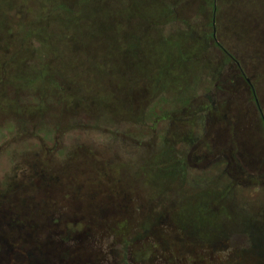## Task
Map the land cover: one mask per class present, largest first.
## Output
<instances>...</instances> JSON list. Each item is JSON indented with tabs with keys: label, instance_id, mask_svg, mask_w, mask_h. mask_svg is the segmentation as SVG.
<instances>
[{
	"label": "rangeland",
	"instance_id": "rangeland-1",
	"mask_svg": "<svg viewBox=\"0 0 264 264\" xmlns=\"http://www.w3.org/2000/svg\"><path fill=\"white\" fill-rule=\"evenodd\" d=\"M39 2L0 0V264H226L237 246L230 245L219 252L206 247L181 252L165 250L150 237L121 251L127 234L126 220L135 222L137 210L131 208L126 216L119 217L112 208L110 215H101L100 221H96L87 218L86 207L71 206L62 195V187L56 188L49 204L40 202L42 197L35 199L39 194L30 191L31 178L41 166L48 169L52 163L63 170L66 180L68 172L84 169L85 161H99L103 157L123 162L113 164V169L126 177L133 164L148 152H155L158 160H166L157 134L168 130L170 138L165 145L178 155L189 149L185 139L198 140L190 154L205 159L191 169L226 159L223 169L229 172L232 167H240L248 176L246 179L245 174L240 181L246 188L236 194L239 209L230 210L212 184L211 176L220 181L221 173V177L211 170L191 173L188 184L173 187L178 203L171 220L209 226L215 232L232 215L235 222L253 225L257 212L264 209V125L250 91H255L264 116V0H216L222 13L219 26L214 29L216 40L234 61L223 66L219 50L208 48L205 58L219 75L213 81L198 59L203 46L200 39L213 31V26H208L212 10L205 7L204 0H184L183 10L178 13L188 21L187 29L196 30L188 36L179 23L148 28L143 33L145 27L137 22L140 15L152 21L165 16L166 6L160 0H132L128 5L129 0H104L99 17L110 21L109 24L88 29L95 38L88 60L94 59L96 64L88 66L85 72H77L76 79L68 75L71 87L65 95L69 106L88 109L93 119L115 121L98 124V128L88 125H94V121L79 110L63 106L62 95L56 102L50 100L56 95V71L46 69L41 78L36 75L35 55L46 63L51 48V43L41 42V37L36 40L30 31L37 22ZM55 15L58 16L54 13L52 18ZM61 17L65 23L60 21L55 26L73 25L67 17ZM191 38L199 41L191 42ZM137 45L142 60L132 55ZM137 79H142L141 88L149 94L166 90L168 93L161 96L172 104L202 87L210 88L219 104L209 110L207 97L197 90L187 107L172 114L170 119L174 121H156L152 139L137 149L123 134L135 123L128 122L127 111L134 107L128 98L137 88L133 84ZM194 79L196 82L191 84ZM159 94L149 96L147 104L159 98ZM135 112L138 115V110ZM107 115L112 119H106ZM131 152L130 160L127 156ZM150 171L148 167L144 169L143 182L134 185L142 195L158 193L150 183L155 180ZM152 183L159 187V182ZM97 191L98 182L94 181L90 192ZM211 204L217 205L215 215L206 210Z\"/></svg>",
	"mask_w": 264,
	"mask_h": 264
},
{
	"label": "trees",
	"instance_id": "trees-1",
	"mask_svg": "<svg viewBox=\"0 0 264 264\" xmlns=\"http://www.w3.org/2000/svg\"><path fill=\"white\" fill-rule=\"evenodd\" d=\"M204 1L206 2L205 7H210L213 15L208 26H219L218 19L222 14L219 8L220 6L217 5L216 0ZM130 2H132V0H129L127 5ZM161 2L166 6L163 19L153 21L151 19L145 20L142 18V15H140L139 21L137 20L138 24L145 27L143 33H146L148 28L159 29L162 28L164 24H171V26H173L177 23L183 26L181 31L184 32L186 36L196 31L192 28L187 29L189 27L188 21L185 18H180L178 14L183 10L184 0H160V3ZM103 3L104 0H40V11L37 15V22L34 24L35 27H31L32 29L30 30L36 40H39L41 37V42L48 45L51 43L48 46L49 48L51 47L48 50L49 52L46 50L49 54V56L46 57L48 61L45 63V60L38 57V54L35 55L36 57L34 58L37 59L38 62L34 63L33 61L38 78L42 77V73L46 69H53L57 72V76L53 75L54 94L56 95L51 96L50 100L56 102V99L58 100L62 95V105L73 108L74 110H79L83 115L90 117V119L94 121V125H91L90 122L88 125L94 128H98V124L106 125L114 120L109 115L104 117L112 120L100 121L99 119H93V116L88 114L90 113L88 109L81 110L78 108V105L69 106L65 99V95L71 87L68 82V75L76 79L77 72L80 73L81 70L85 72L88 66L92 68L96 64L94 59L88 60L89 56L92 57V48L95 41L94 36L91 34L89 35L88 29H101L104 27L102 24H109L110 21L99 17L102 11L99 7L100 5L102 6ZM119 4L124 5L121 2H119ZM205 7L202 5V8ZM54 13H57L58 16L55 15V18H52ZM61 15L67 17L73 25L55 26L56 23L59 24L60 21L65 23L66 20L62 19ZM86 24L89 26L83 27ZM97 25L99 26L96 27ZM153 25L155 26L152 27ZM166 37L167 36L162 38L166 39ZM204 37L201 38L200 41L199 39L191 38V42L203 41L198 59L202 62L205 71L210 76L209 78L213 81L216 77H219V75L218 72H214V68L212 69L209 60L205 58L207 49L212 47L219 50L223 56L221 63L223 66L230 63L231 60L234 61V59L227 51L221 48L219 42L216 40V35H213V31L206 34ZM211 38L213 39V43L209 42ZM53 44L55 45L52 47L51 45ZM58 47H60V50H57ZM124 54L125 53H123V55ZM132 55L134 58L136 57L137 60H142V53L138 45L134 48ZM184 60L186 62L191 61L187 58H184ZM35 64H37V66ZM121 69L124 71L123 68H120V70ZM139 80L142 79H137V81L133 83L137 88L128 98V102L134 106L128 108L127 112H129L130 115L128 122L135 123L131 125L132 127H128L126 131H122L125 136L124 138L129 143L131 142V145H136L137 149L140 145L152 139L154 123L156 121L160 119H170L172 114L178 113L183 108L187 107L191 98L197 93V90H202L203 95L207 97L206 107L209 110L218 107V101L216 102V98L212 96L213 93H210L211 90L208 87L195 89L186 99H180L181 101L179 102L178 100L177 104H172L171 101H168V98L161 96V93L162 95L168 93L166 90L161 89L157 93L149 94L147 90L141 88L144 82ZM195 82L196 79H194L191 84ZM217 89L220 90L219 88ZM250 91L258 106L257 108L260 111L262 124L264 125V116L258 104V99L255 96V91L253 88ZM158 93H160L159 98L156 97L154 101L147 104L149 96L154 97L157 96ZM214 96L216 97L215 94ZM87 102L90 103L91 100ZM133 108L135 110H133ZM137 110L138 115L135 112ZM73 120L75 121V119ZM170 120L174 121L172 119ZM103 127L106 126H102V128ZM157 137L159 139V148L166 152V155L161 153L164 155L163 157H166V160H158L159 158L154 157L155 152H148L145 156L137 160V163L133 164V170L125 177L123 174L120 175L119 172L116 173L113 169V164L121 165L123 162L116 160L108 161L110 159L107 160L104 157L98 161L96 158L97 161H89V163H85V161L84 169H80L79 172L75 170V172L71 171L67 173L65 169L69 177L66 180L62 173L63 170L57 168L59 167L57 165L52 166L51 163L48 169L41 166L39 171L34 173V176L31 178L30 186L32 188H30V191L39 194L37 196L35 195V199L42 197L39 201L49 204L51 198H53L52 196L56 194L54 192L56 188L59 190V188L62 187V195L71 202V206L81 207V209L86 207L85 212H87V218L96 221H100L99 218L101 215H110V213H112V208L119 217L121 215L126 216L128 211L134 208V210L138 212V219H135L136 224H133L135 223L134 220L132 222L126 220L128 224H125L124 229L127 231V234L125 236L126 238L124 237L123 243L120 245L121 251L124 252L130 245L152 237L163 249H177L181 252H191L197 247H206L213 252H219L220 250L224 251L225 248L230 245L233 247L237 246L233 256L226 264H264V209L257 212L253 225L249 223L247 226L246 222H235L236 220L232 215L228 217V222L224 221L225 223L219 228L220 230L218 232L213 231L209 226H192L190 222L175 223L171 220L172 210L178 203V198H176L173 187L178 185V188H180L188 184L187 180L190 179V174L195 171L207 173L211 170L217 172V175L220 177L223 175L220 181L217 176H211L213 179L212 184L214 186V191L223 202L229 204L230 210L239 209L235 202V198L240 189L246 188L243 183L240 182L246 174L244 172L245 170L240 167H232L230 171L227 172V170L222 168L223 165H226V159L211 162L210 165L206 163L202 167L198 165L195 166L197 168L193 170L191 169L192 165L201 163L205 159L198 155L192 157L190 154L191 148H194L198 140H194L193 138L185 139V146L189 149L185 154L182 153L178 155L174 153L172 149H168L170 148L168 144L165 145L168 138H170L168 137V130L161 131L157 134ZM132 156L133 153L131 152L127 157L131 160L133 158ZM147 167L151 170L149 174H153L155 177V180H152V182H159V187H156L146 176L154 187V190L158 191L157 194L155 192L154 195L151 196L142 195L143 193L142 191L139 192L138 186H134L135 184L137 185L143 182V178L145 177L142 171ZM226 173L229 174V178ZM36 177H38V179ZM226 178L227 180H225ZM245 178H248L247 174ZM94 181L98 182V193L96 192L93 194L90 190L91 184ZM154 190L152 189L151 191L154 192ZM8 192L9 190L7 193ZM256 193L257 191L254 192V194ZM258 193H261V191H258ZM4 197H6L5 194L3 195V198ZM57 200L58 197L55 198L54 201ZM34 209L36 208L34 207ZM206 210L214 215L218 213L217 205L214 204L207 205ZM11 222L15 223L14 221ZM94 223L96 222L94 221ZM253 228H258V230L254 232Z\"/></svg>",
	"mask_w": 264,
	"mask_h": 264
},
{
	"label": "water",
	"instance_id": "water-1",
	"mask_svg": "<svg viewBox=\"0 0 264 264\" xmlns=\"http://www.w3.org/2000/svg\"><path fill=\"white\" fill-rule=\"evenodd\" d=\"M213 23H214V17H213ZM214 29H215V26H213V29H212V30H213V35L215 36V30H214ZM236 64H237V63H236ZM237 65H238V64H237ZM262 115H263V114H262Z\"/></svg>",
	"mask_w": 264,
	"mask_h": 264
},
{
	"label": "flooded vegetation",
	"instance_id": "flooded-vegetation-1",
	"mask_svg": "<svg viewBox=\"0 0 264 264\" xmlns=\"http://www.w3.org/2000/svg\"><path fill=\"white\" fill-rule=\"evenodd\" d=\"M19 247V246H18ZM20 248V247H19ZM174 250V249H173ZM177 250V249H176ZM194 250H195V248H194ZM177 251H179V250H177ZM0 253H1V251H0ZM22 256H23V254L21 253V252H19Z\"/></svg>",
	"mask_w": 264,
	"mask_h": 264
}]
</instances>
